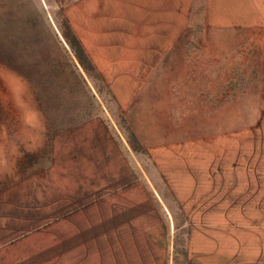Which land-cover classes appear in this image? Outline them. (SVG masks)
Returning a JSON list of instances; mask_svg holds the SVG:
<instances>
[{
	"label": "rangeland",
	"instance_id": "374dc122",
	"mask_svg": "<svg viewBox=\"0 0 264 264\" xmlns=\"http://www.w3.org/2000/svg\"><path fill=\"white\" fill-rule=\"evenodd\" d=\"M153 1L0 0V196L60 228L54 143L101 119L170 219V264L197 164L217 264H264V0Z\"/></svg>",
	"mask_w": 264,
	"mask_h": 264
},
{
	"label": "crops",
	"instance_id": "0c3cea01",
	"mask_svg": "<svg viewBox=\"0 0 264 264\" xmlns=\"http://www.w3.org/2000/svg\"><path fill=\"white\" fill-rule=\"evenodd\" d=\"M96 125L97 131L80 135L60 133L54 143L52 203L64 205L54 215L62 220L60 228L42 224L17 201L9 206L8 197L0 196V264L171 263L170 219L154 189L104 122L96 119ZM96 133L103 140H96ZM206 170L194 166L195 185L186 199L192 203L182 202L190 232L187 264H217L220 255L216 202L203 198L212 173L209 180L205 177L207 184L200 181ZM227 238L233 247V239Z\"/></svg>",
	"mask_w": 264,
	"mask_h": 264
}]
</instances>
